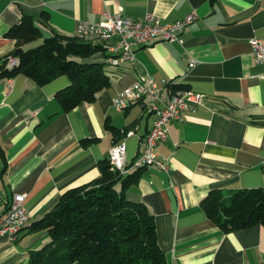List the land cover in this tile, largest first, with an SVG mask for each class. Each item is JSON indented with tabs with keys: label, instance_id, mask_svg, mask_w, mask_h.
Returning a JSON list of instances; mask_svg holds the SVG:
<instances>
[{
	"label": "crops",
	"instance_id": "crops-1",
	"mask_svg": "<svg viewBox=\"0 0 264 264\" xmlns=\"http://www.w3.org/2000/svg\"><path fill=\"white\" fill-rule=\"evenodd\" d=\"M173 23L194 14L184 43L155 42L136 51L131 64L113 67L99 53L85 63L104 64L108 88L93 103L63 112L55 94L67 76L38 86L19 75L0 83V205L25 193L32 221L40 219L69 188L99 176V162L115 145L114 128L126 147L125 164L140 153L154 116L135 103L118 112L112 100L141 76L174 81L205 98L194 111L168 124L157 151L169 166L144 168L126 196L153 213L159 246L169 264H264V229L257 225L223 234L200 201L211 190L264 186V65H255L249 41L264 40V4L258 0H0V60L15 46L6 32L23 15L48 22L73 36L80 22L102 13ZM194 66L190 67V61ZM166 91H162V96ZM98 139L86 147L83 140ZM46 233L23 228L13 241L0 238V264H27L29 253L47 242Z\"/></svg>",
	"mask_w": 264,
	"mask_h": 264
},
{
	"label": "trees",
	"instance_id": "trees-1",
	"mask_svg": "<svg viewBox=\"0 0 264 264\" xmlns=\"http://www.w3.org/2000/svg\"><path fill=\"white\" fill-rule=\"evenodd\" d=\"M5 37L15 46L0 60V83L23 75L43 86L67 76L70 84L54 96L63 112L93 103L110 85L104 64L84 62L99 53L106 59L103 47L57 31L46 16L36 20L23 15ZM10 58L17 61L13 67L8 66ZM174 87L185 89L179 84ZM107 129L115 144L128 132L119 134L108 125ZM96 142L98 139H87L81 145ZM0 157L5 160L1 146ZM134 160L118 170L111 168L108 159L100 161L95 180L67 189L48 212L32 221L30 232L46 233L48 240L29 253L27 264H169L158 243L153 213L147 205L126 196L146 168H134ZM262 171L264 177V165ZM199 205L223 234L257 225L264 229V186L211 190Z\"/></svg>",
	"mask_w": 264,
	"mask_h": 264
},
{
	"label": "built area",
	"instance_id": "built-area-1",
	"mask_svg": "<svg viewBox=\"0 0 264 264\" xmlns=\"http://www.w3.org/2000/svg\"><path fill=\"white\" fill-rule=\"evenodd\" d=\"M264 4V0H258ZM195 19L194 14L184 19L163 23L160 18L146 14L140 18H132L121 14L104 11L101 20L96 22H80L74 35L85 43L99 44L107 53L105 62L113 67L131 64L136 60V51L155 42H170L183 45L184 32ZM250 55L255 65H264V40L251 39ZM16 60L10 58L8 65ZM194 61H190V67ZM264 79V73L259 76ZM168 81L156 82L151 76L144 75L130 87L122 90L112 100V107L121 112L132 104H143L147 113L154 116V121L148 134L141 142V150L133 166L140 163H156L159 169L168 172L169 166L158 154V143L162 142L167 133L168 124L180 120L185 111H194L205 98L194 91L168 89ZM166 95L162 96V91ZM133 134L128 131L126 137ZM126 147L123 141L117 148H111L109 156L119 164V169L125 165ZM25 193L12 195L8 205H0V238L13 241L15 236L32 222L31 213L25 208Z\"/></svg>",
	"mask_w": 264,
	"mask_h": 264
},
{
	"label": "bare ground",
	"instance_id": "bare-ground-1",
	"mask_svg": "<svg viewBox=\"0 0 264 264\" xmlns=\"http://www.w3.org/2000/svg\"><path fill=\"white\" fill-rule=\"evenodd\" d=\"M107 64H109L108 62H106ZM15 64H17V61H15L14 63L8 65L9 67H13ZM177 84L174 82V81H168V89H172V90H182V89H175L174 88H171V86H176ZM182 91H191V90H187V89H184ZM118 147V143H116L113 147L111 148H117ZM108 162L111 166V168L113 169H119V164L116 163V161L113 159V157H108ZM149 166H155L159 169V164H156V163H140V164H137L134 168H139V167H149Z\"/></svg>",
	"mask_w": 264,
	"mask_h": 264
}]
</instances>
